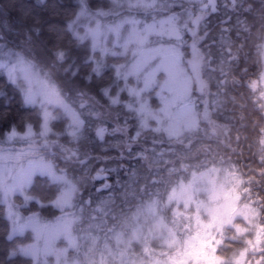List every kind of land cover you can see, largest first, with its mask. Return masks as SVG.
Listing matches in <instances>:
<instances>
[{"label":"clouds","instance_id":"obj_1","mask_svg":"<svg viewBox=\"0 0 264 264\" xmlns=\"http://www.w3.org/2000/svg\"><path fill=\"white\" fill-rule=\"evenodd\" d=\"M192 3L106 0L107 15L82 17L76 25L70 21L55 46L26 37L13 25L8 0L0 4V50L11 53L0 61V98L9 104L10 90L24 109L20 120L0 134V218L11 224L36 217L58 228L38 242L30 264H173L189 242L199 243L194 240L202 228L197 217L207 223V209L222 205L233 190L241 205L259 210L257 220L264 223V0H244L251 17L219 56L202 17H193ZM128 16L141 20V29L161 18L175 21L185 37L180 53L185 100L178 119L163 121L146 119L128 106L124 131L127 136L135 127L130 139L138 145V162L112 166L109 157L94 154L88 133L100 116L90 87L93 77L78 78L70 68L77 50H85L89 60L100 58L86 35L90 28ZM122 38L127 46L108 57L113 76L117 83L131 79L139 85L143 73L133 68L140 52L127 33ZM103 39L109 48L115 37L105 31ZM157 42L152 34L146 47ZM92 71L100 75L96 67ZM53 90L62 103L54 102ZM65 106L83 122L75 139ZM46 113L55 118L45 133ZM109 175L114 178L98 183ZM238 224L249 231H238ZM254 236L255 228L237 215L231 224L206 229L201 239L220 264H235L245 248L246 260L256 264L264 243L250 248L247 241Z\"/></svg>","mask_w":264,"mask_h":264},{"label":"trees","instance_id":"obj_2","mask_svg":"<svg viewBox=\"0 0 264 264\" xmlns=\"http://www.w3.org/2000/svg\"><path fill=\"white\" fill-rule=\"evenodd\" d=\"M4 0H0L2 4ZM215 8L206 11L202 18L206 26L205 31L208 34L210 44L217 50V55H221L227 49V44L230 40L239 37L236 36V29L241 22L251 17L252 9L245 11L244 0H214ZM86 6L91 10H105L106 0H85ZM8 5L12 10L14 17L13 25L19 26L20 30L26 37L37 38L40 41H47L55 46V38L63 34L65 28L69 26V22L77 18L76 12H79L83 6L81 0H8ZM257 6L258 3H257ZM185 39V37H184ZM3 41H0L2 44ZM63 46V42L61 43ZM0 50V54L7 55L8 52ZM11 54V53H10ZM77 59L72 63L70 70L79 73L78 78L91 74L93 83L90 86L91 91L96 94L97 100L107 105L112 96H115L118 91L123 89L124 82L122 80L117 83L113 76V61L107 56L102 58L99 54L98 59H88V53L81 49L76 51ZM100 65L99 73L92 71L93 67ZM9 96L11 101L5 105L4 99L0 98V134L4 130H10L11 126L17 123L24 109L20 107L18 97L10 90ZM120 98L122 101L128 100V94L125 89L121 91ZM8 109L5 116V109ZM131 121H129L130 123ZM101 121L96 119L91 121V127L88 129L89 136L93 142L94 154L99 157H109L107 161L109 165L115 166L120 163L131 165L133 160L138 162L135 153L138 145L132 143L130 137L135 131V127L130 128L128 135L114 131L111 133L108 130H114L111 125L110 129L103 131V135L98 134L101 129ZM125 125V120H123ZM135 124V121H132ZM108 125V124H105ZM58 128H62V124H57ZM126 145H133L129 150H124ZM123 153V155H122ZM100 164L105 161L101 159ZM124 170H120V175L123 176ZM114 176H101L98 183L103 184L106 179H113ZM36 209V205H33ZM27 215V213L25 214ZM10 224L0 218V264H30V257L22 255L19 248L31 241V234L9 238Z\"/></svg>","mask_w":264,"mask_h":264},{"label":"rangeland","instance_id":"obj_3","mask_svg":"<svg viewBox=\"0 0 264 264\" xmlns=\"http://www.w3.org/2000/svg\"><path fill=\"white\" fill-rule=\"evenodd\" d=\"M180 2L183 3L184 0H180ZM85 6L86 4H83L79 16L72 23L73 25L78 24L82 17L91 16L95 19L96 17L107 15L106 10H90L87 6L86 10H82L85 9ZM214 8V0H193L191 4L194 18L197 16L203 18L206 11L213 10ZM177 10H179V6ZM152 34L158 37V42L151 47L143 49L140 62L136 65L134 71L135 73H143L142 82L137 85L131 79H128L127 83H125L124 79H121L124 82L123 89L127 91L128 100H121V91L119 90L115 96L111 97L107 105L100 103L98 100L95 101L97 109L100 112V116L96 120L103 123L101 129H110L111 125H113L114 130L110 129L108 131L111 133L117 131L125 135V125L122 123L127 115L126 109L128 106H131L132 109L146 119L163 121L165 119H178L180 117L185 100V80L180 68V53L183 47L184 36L179 32L175 21L171 18H161L157 24L152 25ZM98 48L102 58L111 56L113 51L110 50L105 53L101 51L100 47ZM112 48L113 46L109 47V49ZM10 55V53L7 55H2L1 53L0 61H6ZM130 124H132V121ZM129 130L130 128L127 135ZM132 146L127 145L124 150H129ZM225 199L224 197V203ZM239 199L236 201L238 210L244 206V204L241 205L239 203ZM248 205L251 209L255 210L256 215L250 216V219L254 221L253 224H249L247 220L245 221L250 227L255 228L256 224H260L257 220L259 210L251 204ZM237 215L239 214H235L233 219ZM10 226L9 238L31 234V241L19 248V252L27 257H32L39 251L38 242L42 238L50 237L58 231L56 226L48 225L36 217L17 220L11 223ZM206 244L198 243L201 256L204 252H208ZM186 259L187 264H189V260H191L192 264H198L195 255L189 256ZM199 264H203V261L201 260Z\"/></svg>","mask_w":264,"mask_h":264},{"label":"snow or ice","instance_id":"obj_4","mask_svg":"<svg viewBox=\"0 0 264 264\" xmlns=\"http://www.w3.org/2000/svg\"><path fill=\"white\" fill-rule=\"evenodd\" d=\"M81 3L84 4L85 0H81ZM86 10V6L85 9ZM142 23L141 20H139L135 16H128L124 17L123 19H120L114 23H111L104 28H102L99 24L96 28H90L88 30V33L86 35H90L93 38L94 46L100 47L102 52H108L110 50L115 49L116 47H126L127 42L125 39L122 38V33H127L128 38L131 42L135 43L137 45V49L140 52V56H142L143 49L146 48V45L148 44V37L151 35L152 32V26H146L145 28L141 29L139 25ZM111 32L115 39L113 42V48L109 49L104 45V32ZM140 61H138L139 63ZM137 63V64H138ZM136 66L133 68V71H135ZM100 69V65L97 66V70ZM255 87V85H253ZM51 97L54 100V102L62 103L58 95L55 94L54 90L51 93ZM67 114L71 118V126L69 128V133L75 139L80 132L82 128V121L79 117V115L67 108L65 106ZM55 117L52 113H46L45 114V123H44V131L45 133L49 131V121L53 120ZM103 129L98 130L99 135H103ZM28 135L31 134V129H29ZM12 136L15 135V132L11 134ZM11 138V137H10ZM48 171H51L50 167L47 168ZM54 175V173H53ZM225 203L219 206H212L207 209L210 220L207 223H204L203 221L199 220V217H197V222L202 225V228L200 231L197 232L196 237L194 238L195 241H198L199 244L207 243V241H204L201 239L202 234L204 231L208 228H211L213 225H222V224H231L233 221V216L235 214L242 215L245 220L248 221L249 224H253L254 221L250 219V216L256 215L255 210L251 209L248 204H244L243 207L239 208V210L236 207V201L239 199V194L233 190L231 193H225ZM215 199V197H214ZM236 228L240 232H247L249 231L248 228L243 227L242 225H236ZM250 248L255 249L260 244L264 243V223L256 224L255 225V237L253 240L247 241ZM264 251V249H262ZM248 249H242L239 252V255L234 257L235 264H251V262L246 260ZM181 256L180 259H176L173 257V264H187V257L189 256H196V259L199 262L202 260L203 264H220V257H217L214 255L213 252H204L203 255H200V250L198 248V243L195 242H189L186 245L185 251L183 253L179 254ZM261 262H264V256L259 257V259L256 261V264H261Z\"/></svg>","mask_w":264,"mask_h":264},{"label":"flooded vegetation","instance_id":"obj_5","mask_svg":"<svg viewBox=\"0 0 264 264\" xmlns=\"http://www.w3.org/2000/svg\"><path fill=\"white\" fill-rule=\"evenodd\" d=\"M261 245V244H260ZM259 259V256L257 257V260Z\"/></svg>","mask_w":264,"mask_h":264}]
</instances>
